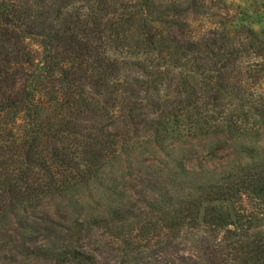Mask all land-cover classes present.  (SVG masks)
<instances>
[{"label": "trees", "instance_id": "trees-1", "mask_svg": "<svg viewBox=\"0 0 264 264\" xmlns=\"http://www.w3.org/2000/svg\"><path fill=\"white\" fill-rule=\"evenodd\" d=\"M234 6L0 0V219H17L22 238L0 243V264H264V151L243 145L258 167L190 180L136 216L117 202L67 225L32 215L99 185L142 144L264 136V29L236 23ZM195 17L217 22L198 30ZM137 219L150 236L132 248L121 227Z\"/></svg>", "mask_w": 264, "mask_h": 264}, {"label": "rangeland", "instance_id": "rangeland-1", "mask_svg": "<svg viewBox=\"0 0 264 264\" xmlns=\"http://www.w3.org/2000/svg\"><path fill=\"white\" fill-rule=\"evenodd\" d=\"M232 1L235 3L234 11L239 14L236 23L247 25L257 32L264 29V13H261L262 9L257 7L259 1ZM213 22H217V19L195 17L192 26L198 30H208ZM26 42L40 54L41 48L36 40L28 39ZM212 142L211 139H196L191 140L190 145H187L167 141L160 147L142 144L141 148H138L129 158L121 157L119 160L121 166L113 167L111 174L108 170H104L106 178L99 181V185L82 188L78 192H71L68 196L43 200L32 215L44 220L49 217L67 225L95 211H106L108 206L117 202L122 208L133 207L132 211L136 216L147 211L142 202L148 201L150 197L158 199L159 196L166 194L172 197L174 193L184 191L183 187L187 186L190 180L212 178L233 167L247 170L259 166L257 161L249 160L243 152L242 145L254 149L260 156L262 150L264 151V136L257 140L248 139V141L233 136L231 139L222 138L219 142ZM113 177L117 178L118 188L112 187L111 190H105V188L109 189L110 179ZM148 180L149 188H142L139 185L140 182L146 184ZM30 212H32L31 208L28 213ZM16 220L11 215L0 219V243L12 242L14 246L21 243V231L17 228ZM149 221L153 222L150 218ZM145 222L137 219L122 225V232L131 239V242L134 241L132 248L142 246L146 237L150 236V234H144L146 231L142 229ZM259 224L264 226V216L259 218ZM261 231H264V227ZM141 251L143 255L150 252L148 246Z\"/></svg>", "mask_w": 264, "mask_h": 264}]
</instances>
